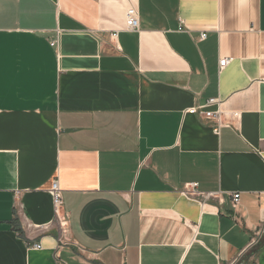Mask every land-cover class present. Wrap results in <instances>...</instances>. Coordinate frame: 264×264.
I'll return each instance as SVG.
<instances>
[{"label":"crops","instance_id":"1","mask_svg":"<svg viewBox=\"0 0 264 264\" xmlns=\"http://www.w3.org/2000/svg\"><path fill=\"white\" fill-rule=\"evenodd\" d=\"M0 264H264V0H0Z\"/></svg>","mask_w":264,"mask_h":264},{"label":"built area","instance_id":"2","mask_svg":"<svg viewBox=\"0 0 264 264\" xmlns=\"http://www.w3.org/2000/svg\"><path fill=\"white\" fill-rule=\"evenodd\" d=\"M125 28L127 30L136 31L139 29V19H138V12L134 7H128L125 10ZM200 38H205V33H202L200 35ZM229 62V58L224 57L219 60V68H223L226 66V64ZM218 102V99L216 98H210L206 100L203 104L190 107L186 111L190 114H199L203 118L207 120H211L214 122V125L212 127L213 132H217L220 125H222L224 120V113L220 109L211 110L209 109L212 105ZM236 115V113L234 114ZM197 183H189L187 186V190L191 193L198 194L199 192L196 190ZM49 191L51 193V199H52V207H53V213L55 217H60L61 214V207H62V196H61V189L59 188L58 182L56 180H53ZM238 199V193L233 195V200L237 201ZM60 225L65 226L66 221L60 220ZM254 242V240L251 241V243ZM36 248H40L39 243H35L33 245Z\"/></svg>","mask_w":264,"mask_h":264}]
</instances>
